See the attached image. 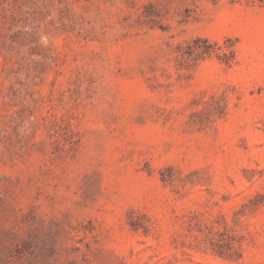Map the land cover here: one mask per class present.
<instances>
[{"label": "rangeland", "instance_id": "rangeland-1", "mask_svg": "<svg viewBox=\"0 0 264 264\" xmlns=\"http://www.w3.org/2000/svg\"><path fill=\"white\" fill-rule=\"evenodd\" d=\"M0 264H264L262 0H0Z\"/></svg>", "mask_w": 264, "mask_h": 264}, {"label": "trees", "instance_id": "trees-1", "mask_svg": "<svg viewBox=\"0 0 264 264\" xmlns=\"http://www.w3.org/2000/svg\"><path fill=\"white\" fill-rule=\"evenodd\" d=\"M262 2L264 3V0H262Z\"/></svg>", "mask_w": 264, "mask_h": 264}]
</instances>
